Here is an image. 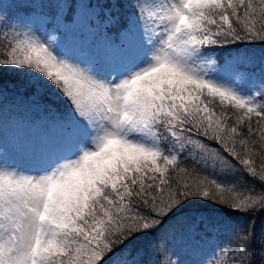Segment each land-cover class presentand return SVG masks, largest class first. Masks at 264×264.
I'll list each match as a JSON object with an SVG mask.
<instances>
[{"label":"snow or ice","instance_id":"1","mask_svg":"<svg viewBox=\"0 0 264 264\" xmlns=\"http://www.w3.org/2000/svg\"><path fill=\"white\" fill-rule=\"evenodd\" d=\"M242 45L264 0L0 2V96L54 98L16 158L0 138V264H264V54ZM209 205L249 222L188 214Z\"/></svg>","mask_w":264,"mask_h":264},{"label":"trees","instance_id":"2","mask_svg":"<svg viewBox=\"0 0 264 264\" xmlns=\"http://www.w3.org/2000/svg\"><path fill=\"white\" fill-rule=\"evenodd\" d=\"M13 1L14 0H11V2ZM13 3L18 4L16 2ZM77 33L79 34V32ZM239 51L241 52L247 51L249 54L262 55L264 54V47H260L259 45H255V46L242 45L239 47ZM223 55L225 54H222L221 59H223ZM16 99H17L16 104L18 106L24 105V106L32 107L35 104H40L42 105V109H44L47 106L49 99H54V98H50V97H45L42 99L33 98L35 99V103H33V100L25 98L21 89H18L14 87L11 83H8L7 87L5 88L4 95L0 96V111L3 110L4 108L6 109L8 104ZM188 214L191 216H195L198 221L201 217H203L206 223L207 224L210 223V225L223 222L224 224L230 225L232 227H236L239 225H247V223L249 222L247 216L243 214L230 213L226 209L221 210L215 205H209L205 208H200L199 206H197L194 209H190ZM255 223H256V235H257L256 247L257 249H259L262 238H264V215H258L256 217ZM137 247L146 251L147 254L143 257L144 259L147 258L148 256L149 257L151 256L152 259H155V256L151 253V250L150 248H148L147 244H145L144 242H140V244H138ZM259 259H260L259 252L257 251V256L255 257L254 264H259Z\"/></svg>","mask_w":264,"mask_h":264},{"label":"rangeland","instance_id":"3","mask_svg":"<svg viewBox=\"0 0 264 264\" xmlns=\"http://www.w3.org/2000/svg\"><path fill=\"white\" fill-rule=\"evenodd\" d=\"M2 3L15 4L20 3L21 0H0ZM14 9V10H13ZM24 9L18 7H12L9 9V13L13 16L19 14H24ZM87 40L82 38L81 35L76 33L75 35H70L68 39L64 42V47L66 50L74 51L79 50L81 47L86 46ZM259 58L261 55H255ZM222 60V59H221ZM17 99L11 101L7 108L0 111V138L8 149L9 158L14 159L15 153H13V148L19 141L24 143L30 139L28 126L33 122L40 121L43 115L42 105L35 104L32 107L28 106H18L16 104ZM210 225V223H208ZM148 258V259H147ZM145 258L146 260H151V256Z\"/></svg>","mask_w":264,"mask_h":264}]
</instances>
